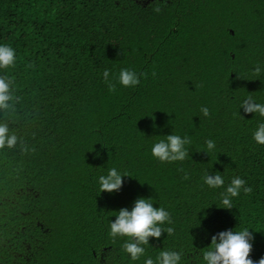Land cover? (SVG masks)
Segmentation results:
<instances>
[{"label":"trees","instance_id":"1","mask_svg":"<svg viewBox=\"0 0 264 264\" xmlns=\"http://www.w3.org/2000/svg\"><path fill=\"white\" fill-rule=\"evenodd\" d=\"M5 44L16 64L0 75L20 97L11 130L35 151L0 150V264H144L164 250L205 264L213 235L244 228L249 258L264 256V145L253 139L264 117L240 108L248 96L264 104V0H0ZM123 68L140 83L120 85ZM169 134L190 138L183 162L152 156ZM113 167L130 177L99 193ZM206 172L224 186L208 187ZM234 177L253 191L224 209ZM137 198L168 211L160 226L174 234L150 237L133 261L128 238L109 232Z\"/></svg>","mask_w":264,"mask_h":264},{"label":"clouds","instance_id":"2","mask_svg":"<svg viewBox=\"0 0 264 264\" xmlns=\"http://www.w3.org/2000/svg\"><path fill=\"white\" fill-rule=\"evenodd\" d=\"M153 11L159 13L161 8L157 4ZM16 64L15 50L5 44L0 45V69H9ZM261 67L257 64L253 70V75L261 74ZM103 79L108 87L109 92L116 90V84L109 80V70H104ZM155 75V73H153ZM140 76H146L141 73ZM118 82L123 87H135L140 83V78L133 70L123 68L118 75ZM14 81L8 75H0V150L16 149L19 147L21 154L34 152L27 141L11 130L14 118H17L16 105L20 101V97L15 95L13 88ZM244 113L259 114L264 117V104L255 102L252 96H248L242 101L241 107ZM202 114L209 116V109L202 107ZM253 139L256 143L264 145V123H260L253 133ZM191 143L190 138L181 137L175 134H169L165 139L159 140L151 148V154L161 163L167 162H183L189 156L188 149L185 145ZM206 147L208 151L215 148L213 140H207ZM207 154V153H206ZM180 171H184L180 169ZM128 176L127 173L121 174L116 168L108 170L107 175L99 177V193L100 192H119L123 185V177ZM185 180L189 179L185 173ZM204 183L210 188H220L224 186V178L220 174L210 175L208 172L203 177ZM246 181L240 177L232 178L230 184L225 191L221 193V203L224 209H232V198L240 195L241 190L245 195L251 194L253 191L251 186H245ZM115 221L110 223L109 235L112 238L127 237L128 240L122 245V249L126 252L131 260L135 261L144 256L145 248L143 245L149 244V238L159 239L162 233L167 235L174 234V228H162L165 222L171 224L170 213L162 207H153L150 198H137L131 210L121 208L115 215ZM254 239L253 232L248 228L240 231L226 230L221 231L211 237L209 250L203 253L205 264H254L249 258L252 251L251 241ZM182 253L178 251L164 250L159 252L155 261L152 257L144 260V264H179ZM255 264H264V256H262Z\"/></svg>","mask_w":264,"mask_h":264}]
</instances>
